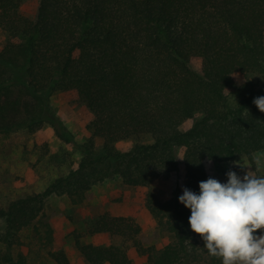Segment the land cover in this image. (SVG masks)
Instances as JSON below:
<instances>
[{"label":"trees","instance_id":"16d2710c","mask_svg":"<svg viewBox=\"0 0 264 264\" xmlns=\"http://www.w3.org/2000/svg\"><path fill=\"white\" fill-rule=\"evenodd\" d=\"M24 2L0 0V29L10 37L0 53V133L35 132L48 122L67 139L49 103L55 93L72 91L93 115V136L67 175L41 193L0 205V264H27L23 253L14 258L13 248L52 195L79 203L110 178L150 187L180 173L181 148L187 188L196 194L212 178L207 160L246 158L257 169L264 113L253 101L264 96V0H40L34 18L22 13ZM238 74L246 82L236 87ZM189 120L193 125L183 131ZM144 137L152 142H136L129 151L116 147ZM145 206L172 241L145 245L133 218L105 213L90 233L123 243L97 246L77 238L89 264H134L129 248L145 264H221L192 232L191 211L179 197L163 201L149 192ZM52 257L70 263L64 251Z\"/></svg>","mask_w":264,"mask_h":264},{"label":"rangeland","instance_id":"374dc122","mask_svg":"<svg viewBox=\"0 0 264 264\" xmlns=\"http://www.w3.org/2000/svg\"><path fill=\"white\" fill-rule=\"evenodd\" d=\"M39 3L40 0H25L22 13L34 18ZM9 38L0 29V53L8 45ZM194 66L198 68L199 63L195 61ZM234 80L236 87L246 82L245 75L242 74L236 75ZM234 89L235 87L231 91ZM49 104L51 113L63 124L67 139L60 137L48 122L35 132L23 127L10 133H0L2 206L26 195L43 192L56 178L67 175L84 156V145L93 136L88 127L93 119L91 112L79 102L78 95L72 91L55 93ZM193 122H185L181 129L187 131ZM136 142L151 143L152 140L144 137L138 141H121L116 147L121 151H129ZM95 143L98 149L102 147L101 139L95 138ZM177 154L180 173L162 176L150 187H130L120 178H110L94 186L79 203L64 195L50 196L40 219L22 233V244L13 248L14 258L23 253L27 264H58L52 253L64 251L69 258V264H89L76 245L77 238L84 244L97 246L123 243L116 236L90 233L92 224L105 213L133 218L142 227L140 238L145 245L160 248L170 243L172 236L158 225L147 210L145 199L149 192H154L163 201L183 195L184 188H187L183 149H179ZM258 156L264 157V151L256 153L255 157ZM205 166L208 174L221 183H227L229 171H234L241 177L248 171L255 175L257 172H264V169L255 170L246 158L228 162L207 160ZM48 228L52 230L50 240L47 235ZM128 251L134 264L146 263V259L138 256L134 249L129 248Z\"/></svg>","mask_w":264,"mask_h":264},{"label":"clouds","instance_id":"9594fccd","mask_svg":"<svg viewBox=\"0 0 264 264\" xmlns=\"http://www.w3.org/2000/svg\"><path fill=\"white\" fill-rule=\"evenodd\" d=\"M253 103L264 113V96ZM211 162V161H210ZM257 170L264 157H255ZM199 194L184 188L179 201L190 209L189 224L221 264H264V175L227 173V183L208 178Z\"/></svg>","mask_w":264,"mask_h":264}]
</instances>
